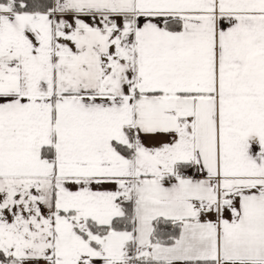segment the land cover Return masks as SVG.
<instances>
[{
	"label": "snow or ice",
	"instance_id": "1",
	"mask_svg": "<svg viewBox=\"0 0 264 264\" xmlns=\"http://www.w3.org/2000/svg\"><path fill=\"white\" fill-rule=\"evenodd\" d=\"M0 264H264V0H0Z\"/></svg>",
	"mask_w": 264,
	"mask_h": 264
}]
</instances>
